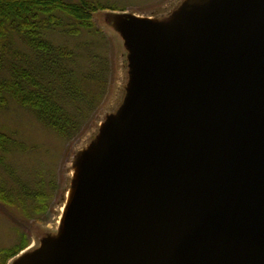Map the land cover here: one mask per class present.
I'll return each mask as SVG.
<instances>
[{"label": "water", "instance_id": "95a60500", "mask_svg": "<svg viewBox=\"0 0 264 264\" xmlns=\"http://www.w3.org/2000/svg\"><path fill=\"white\" fill-rule=\"evenodd\" d=\"M122 31L128 94L76 156L61 233L17 264H264V0Z\"/></svg>", "mask_w": 264, "mask_h": 264}, {"label": "rangeland", "instance_id": "374dc122", "mask_svg": "<svg viewBox=\"0 0 264 264\" xmlns=\"http://www.w3.org/2000/svg\"><path fill=\"white\" fill-rule=\"evenodd\" d=\"M185 1L102 0L119 8L95 11V31L81 29L72 35L59 29L48 33L54 43L75 51V59H68L67 64L79 71L85 98L74 101L62 94L63 100L74 106L66 104L67 108H80L76 113L78 125L69 136L46 126L12 97L0 107V130L16 142L12 149L0 151V188L12 199L11 203L0 201V264H17L41 248L46 236L61 233L62 207L75 181L76 156L94 146L131 86L123 20L133 15L158 21L171 16ZM40 193L44 195L37 199ZM21 239L26 244L16 254L5 251Z\"/></svg>", "mask_w": 264, "mask_h": 264}, {"label": "trees", "instance_id": "16d2710c", "mask_svg": "<svg viewBox=\"0 0 264 264\" xmlns=\"http://www.w3.org/2000/svg\"><path fill=\"white\" fill-rule=\"evenodd\" d=\"M107 8L119 7L102 0H0V107L12 97L58 133L69 136L75 131L80 108L69 109L73 104L62 98L63 93L74 101L85 98L79 71L67 64L68 59H75V51L54 43L48 33L59 29L72 35L81 29L95 31L93 13ZM15 145V139L0 130V151ZM43 195L37 194V199ZM0 201L12 202L1 188ZM23 240L5 251L16 254L25 246Z\"/></svg>", "mask_w": 264, "mask_h": 264}, {"label": "bare ground", "instance_id": "6f19581e", "mask_svg": "<svg viewBox=\"0 0 264 264\" xmlns=\"http://www.w3.org/2000/svg\"><path fill=\"white\" fill-rule=\"evenodd\" d=\"M80 172L81 171L78 170V174H77L78 176L80 175ZM74 191H75V189L70 188L67 191V193H66V202H65L64 206L62 207V213H63V215H64V213L66 211V208H67L68 204H70V202L72 201V199L74 197Z\"/></svg>", "mask_w": 264, "mask_h": 264}]
</instances>
